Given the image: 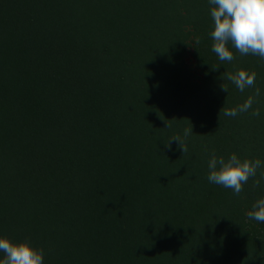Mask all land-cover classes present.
Segmentation results:
<instances>
[{
	"label": "trees",
	"instance_id": "1",
	"mask_svg": "<svg viewBox=\"0 0 264 264\" xmlns=\"http://www.w3.org/2000/svg\"><path fill=\"white\" fill-rule=\"evenodd\" d=\"M211 7L0 0V237L44 264H264L247 216L264 181L236 196L207 179L213 152L264 162V60L229 44L221 62ZM241 69L243 93L223 79ZM191 125L188 152L165 146Z\"/></svg>",
	"mask_w": 264,
	"mask_h": 264
},
{
	"label": "clouds",
	"instance_id": "2",
	"mask_svg": "<svg viewBox=\"0 0 264 264\" xmlns=\"http://www.w3.org/2000/svg\"><path fill=\"white\" fill-rule=\"evenodd\" d=\"M212 6L210 15L214 21V30L210 36L213 40L212 51L218 56L221 62H232L235 56L229 48V44L241 56L254 55L264 60V0H209ZM215 69V68H213ZM224 80L231 82L243 93L246 89L253 88L256 81L255 71L238 70L235 73L225 72ZM221 90L228 93L227 84L221 85ZM261 95L259 88L249 95L240 105L228 109H223V114L235 117L240 113L248 112L253 104L258 102ZM253 116L260 115V109L256 108L251 113ZM166 127L170 125L166 124ZM193 133L191 127L185 128L183 137L174 134L165 143L171 148V141L178 142V147L182 154L188 152L187 139ZM208 181L212 184L231 189L233 194L239 196L243 191V186L253 179V187H259L264 181V171L257 172L264 168V162L260 159L241 160L233 153L225 160L224 157H217L213 152L208 161ZM249 219H254L264 223V198L258 199L252 206V210L247 213ZM0 253L3 258L0 264H44V252L31 246L28 241L13 242L6 237H0Z\"/></svg>",
	"mask_w": 264,
	"mask_h": 264
},
{
	"label": "rangeland",
	"instance_id": "3",
	"mask_svg": "<svg viewBox=\"0 0 264 264\" xmlns=\"http://www.w3.org/2000/svg\"><path fill=\"white\" fill-rule=\"evenodd\" d=\"M213 29H214V27H213Z\"/></svg>",
	"mask_w": 264,
	"mask_h": 264
}]
</instances>
